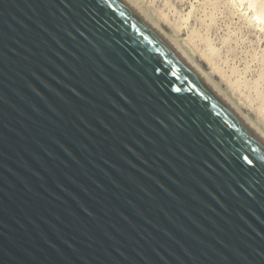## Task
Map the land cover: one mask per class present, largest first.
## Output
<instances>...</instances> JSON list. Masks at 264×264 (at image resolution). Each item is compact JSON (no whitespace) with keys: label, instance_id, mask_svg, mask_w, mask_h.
Returning <instances> with one entry per match:
<instances>
[{"label":"water","instance_id":"obj_1","mask_svg":"<svg viewBox=\"0 0 264 264\" xmlns=\"http://www.w3.org/2000/svg\"><path fill=\"white\" fill-rule=\"evenodd\" d=\"M0 264H264V140L128 0H0Z\"/></svg>","mask_w":264,"mask_h":264},{"label":"rangeland","instance_id":"obj_2","mask_svg":"<svg viewBox=\"0 0 264 264\" xmlns=\"http://www.w3.org/2000/svg\"><path fill=\"white\" fill-rule=\"evenodd\" d=\"M264 133V0H129Z\"/></svg>","mask_w":264,"mask_h":264},{"label":"bare ground","instance_id":"obj_3","mask_svg":"<svg viewBox=\"0 0 264 264\" xmlns=\"http://www.w3.org/2000/svg\"><path fill=\"white\" fill-rule=\"evenodd\" d=\"M129 1V0H128ZM135 6V5H134ZM136 7V6H135ZM137 8V7H136ZM138 9V8H137ZM204 75V74H203ZM206 77V75H204ZM206 80L208 81V83L210 84V86L215 89L231 106H233L235 108V110L243 117V115L240 113V111L235 107V104L233 103V101L226 95L224 94L218 87H216V85H214V83H212V81H210L209 79L206 78ZM244 118V117H243ZM247 123L255 130L256 133H258L262 139L264 140V133L262 132L261 129H259L258 127H256L253 123H251L249 120H247L246 118H244Z\"/></svg>","mask_w":264,"mask_h":264}]
</instances>
